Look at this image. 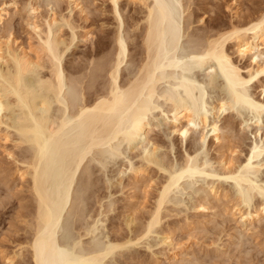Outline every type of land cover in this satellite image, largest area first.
<instances>
[{"label": "bare ground", "instance_id": "1", "mask_svg": "<svg viewBox=\"0 0 264 264\" xmlns=\"http://www.w3.org/2000/svg\"><path fill=\"white\" fill-rule=\"evenodd\" d=\"M66 1L70 13L72 8L84 12L81 5L85 1ZM108 1L119 22L118 31L111 49L107 48L110 52L103 54L105 45L95 54L90 52L87 64L70 68L64 65L65 56L77 39L76 27L69 19L72 14L69 18L50 16L42 25L30 23L37 40L35 44L28 43L25 47L11 40V36L0 39V141L5 145L12 143L13 148L21 150L18 156L12 152L7 155L16 166V179L31 201V210L22 218L29 237L26 246L14 257L22 259L27 250L31 264H102L109 254L137 244L161 223L172 190L185 178L205 176L233 181L240 188L239 197H235L238 205L249 209L241 213V218L250 225L264 218V190L251 178L264 167V163L257 161L264 145L255 144L240 165L221 157L218 161L221 170L213 172L206 159L197 160L189 154L179 166L172 167L159 154L160 146L148 140L136 155L139 165L130 163L132 178L139 183L153 167L166 173V177L157 190L154 210L143 227V235L111 243L104 250L96 244L88 250L78 247L81 239L76 244L80 250L75 246L78 252L60 248L57 230L64 212L69 209L77 221L83 219L79 194L101 183L98 177L93 178L96 172L90 163L102 165L107 154L120 153L122 144L134 146L148 136L153 128L150 116L162 109L161 102L170 105L164 114L171 121V132L186 140L191 130L199 126L203 144L211 135L218 145H223L226 134L218 122L230 110H247L256 120L264 114V7L255 11V17H250L251 14L247 22L226 27L219 10L213 9L215 16H207L205 20L203 17L210 11L202 7L201 16L195 0H131L139 12L132 16L129 30L124 34L120 0ZM3 13L5 10L0 9V24L4 22ZM235 16L238 18V14ZM195 21L205 26L191 32ZM64 28L72 32L71 41L62 37ZM184 36L191 50L182 54ZM230 45L240 59L249 61V66L236 63L229 52ZM131 51L140 55L139 60L135 54L130 58ZM96 56L100 57L96 59ZM128 63L135 71L124 78V65ZM198 68L213 70L214 74L208 72L205 84L212 86L219 77L227 92L225 100L210 108L209 113L218 119L213 122L204 107V91L191 76L192 70ZM163 84L167 85L161 88ZM256 84H260L263 97H255L248 90ZM76 180L82 187L78 193L74 190ZM215 188L210 192L217 198L219 191ZM145 189L146 183L143 189L146 195ZM258 195L262 197L261 203L250 210L251 201ZM200 207L208 209L204 205ZM131 216L127 219L128 227L135 221ZM84 230L85 236L91 233V229ZM164 240L171 243L170 236ZM13 259L5 260L7 264H14Z\"/></svg>", "mask_w": 264, "mask_h": 264}, {"label": "rangeland", "instance_id": "2", "mask_svg": "<svg viewBox=\"0 0 264 264\" xmlns=\"http://www.w3.org/2000/svg\"><path fill=\"white\" fill-rule=\"evenodd\" d=\"M82 1H85L81 5L84 12H80L78 8H72L70 13L71 8L66 0H0V9L5 10L3 13L4 22L0 24V39L1 37L9 39L11 36V40H16L17 44L25 47L29 45L28 43L35 44L37 40L30 23L36 22L42 25L44 20L50 16L69 18L72 14L69 19L76 27L77 39L65 56L64 65L65 68H70L77 64L83 65L84 62L87 64L90 54H95L100 50L99 48L105 45L106 49H111L119 22L115 19L116 15H114L110 1ZM195 1H198L200 10L198 13L201 16L203 14L202 7L204 11H210V14L206 13V17H203L205 20L211 15L215 16L213 11L219 10L226 27L238 24L239 21L247 22L251 19L248 18L251 14L250 17H255L256 12L264 7V0ZM234 3H238V5L235 6ZM119 4L125 23L122 31L124 30V34H126L132 16L138 15L139 11L136 12V10L139 7L133 5L131 0H120ZM199 14L196 15L197 21ZM236 14H238V18H236ZM197 21L192 26L191 32L205 26ZM71 33L69 29L64 28L62 37L71 41ZM86 34L89 35L86 36ZM187 39V36H184L181 40L180 53L183 52L182 54L191 50ZM138 44L141 47V42ZM233 48L230 45L229 52L232 53L236 63L241 67L249 66V61L240 59ZM106 49L103 54L110 52ZM132 54L135 53L131 51L130 58L133 56ZM138 55H136L137 60L140 58ZM99 57L96 56V59ZM208 70L207 68L194 69L191 76L204 91V107L209 113L211 106L227 98V92L224 91L219 77L217 83L215 82L217 85L215 83L212 86L205 84L207 76H209L208 72L214 74L213 70ZM131 71H135V68L130 63L124 65V78H127L132 73ZM262 83H264V79H262ZM166 85L163 84L161 88ZM248 90L255 97H263L260 84H256ZM161 104L162 109L155 111L150 116L153 128L148 136L139 139L134 146L122 144L120 153L116 156L107 154L106 159L102 160V165L90 163L97 175L93 178L98 177L101 183H98L96 187L91 186L79 194V200L81 198L79 202L84 210L83 219L79 218L80 220L77 221V218L71 216L69 209L64 212L57 230V239L59 243L61 242L60 248L75 253L79 249L78 247L88 250L96 244L104 250L111 243H121L144 232L145 225L154 210L157 190L162 187L166 177V173L159 172L153 167L147 170L146 176L139 183L136 184L132 178L130 163L134 166L139 165V157L136 155L148 144V140L160 146L159 154L161 153V156L167 160L165 163L171 164L172 167L179 166L189 154L197 160L206 159L209 163V170L213 172L221 170L218 161L223 156V159L240 165L247 160L250 150L255 144L264 145V114L260 120H256L253 119V115L249 111L238 108L222 115L218 123L222 132H225L226 138L223 145L221 143L220 146L212 139L211 135L203 144L202 130L199 126L191 130L186 140L173 134L171 121L164 114H167L170 105H164L163 102ZM208 116L210 122L218 120L217 115L209 113ZM9 152L16 153L17 156L21 154V150L13 148L12 143L5 145L0 141V264H7L6 258H14V264H31L30 253L26 252L27 250L22 259L14 257L21 247L26 246L29 237V230L22 218L31 210V201L19 179H16V166L8 157L7 153ZM257 161L261 164L264 163V152ZM251 178L264 190V167ZM145 183L146 195L143 193ZM212 187H216L215 189L219 191L217 198L210 192ZM80 188H82L80 181L76 180L74 190L78 193L79 190L81 192ZM239 194L240 188L233 181L205 176L185 178L172 190L169 201L162 212L161 223L137 244L117 249L109 254L102 264H264V218L252 225L246 223L241 218V213L247 212L249 209L238 205L239 202L236 199ZM261 200L262 197L259 195L254 197L250 210L259 206ZM200 204L208 209H202ZM131 215L135 221L128 227L126 223ZM84 228L91 229V233L85 236ZM166 236L171 237V245L164 240ZM79 241L82 243L77 247L76 244ZM75 246L77 250H75Z\"/></svg>", "mask_w": 264, "mask_h": 264}]
</instances>
